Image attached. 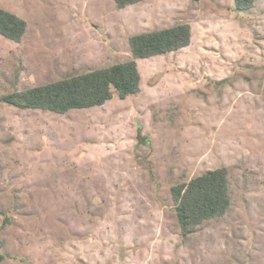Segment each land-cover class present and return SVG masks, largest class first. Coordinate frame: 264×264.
Masks as SVG:
<instances>
[{"label": "rangeland", "instance_id": "374dc122", "mask_svg": "<svg viewBox=\"0 0 264 264\" xmlns=\"http://www.w3.org/2000/svg\"><path fill=\"white\" fill-rule=\"evenodd\" d=\"M0 8L28 24L0 35V98L125 62L134 35L192 30L138 60L135 96L65 115L0 102V264H264V0ZM220 168L230 210L184 239L172 187Z\"/></svg>", "mask_w": 264, "mask_h": 264}, {"label": "trees", "instance_id": "16d2710c", "mask_svg": "<svg viewBox=\"0 0 264 264\" xmlns=\"http://www.w3.org/2000/svg\"><path fill=\"white\" fill-rule=\"evenodd\" d=\"M117 9H125L146 0H113ZM256 0H235L236 10L254 7ZM27 22L0 8V35L20 42L26 34ZM189 24L145 32L129 38L131 59L110 67L64 78L57 82L16 90L0 98V102L21 110H40L65 115L75 110L104 106L117 95L120 99L141 92L142 76L138 60L178 52L190 46ZM171 195L183 238L196 232L205 222L225 216L231 207L230 178L226 168L207 171L187 183L172 187ZM6 223L9 218L6 217Z\"/></svg>", "mask_w": 264, "mask_h": 264}]
</instances>
